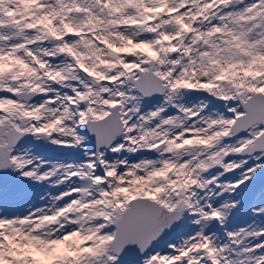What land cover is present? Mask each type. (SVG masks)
Here are the masks:
<instances>
[{
  "label": "rangeland",
  "instance_id": "1",
  "mask_svg": "<svg viewBox=\"0 0 264 264\" xmlns=\"http://www.w3.org/2000/svg\"><path fill=\"white\" fill-rule=\"evenodd\" d=\"M124 1L108 0V10L102 18H96L94 16L92 24H90V18L87 14V12H91L93 15L92 8L85 9L79 15L80 18L75 20L76 25L70 24L76 30L71 29L72 36L68 38V42L70 43L69 51L78 55L81 63L96 73L98 81L96 86L99 90L103 89L101 87L103 85L104 88L105 86L108 89L111 87L104 81L107 62L95 42V37L106 39L122 50L129 48L127 41L130 40L131 36L122 26L128 15L123 17L117 15L119 8L121 6L123 7ZM180 1H182L181 5H184L185 8L187 7V0H178L177 3L169 4L164 12L161 13L164 17L159 16L158 22H156V27H159L157 28V32L160 34L161 43H164L165 46L167 44L168 46L166 53L159 52L157 48L150 45L145 39L134 41L136 46L144 52V56L152 60V63L150 64L149 62L147 66H151L153 71L161 77L162 83L165 84L167 79L171 81L167 92L173 95L175 109H180L184 106L188 110L193 111L195 107L193 101L185 100V92L182 91V93H179L177 91L180 88L179 83L182 78H185L190 84V90L200 89L226 98L233 96V99L230 100L233 106H237L238 103L245 100L253 91L261 90L264 92V4L262 3L264 0H235L234 6L232 5L231 11L234 13V18L232 24L228 27V36L236 38L240 32H244L241 40H239L242 55L236 61L237 66L232 73H228L227 63L222 58H218L219 68L215 72L210 71L212 69L209 62L211 60L215 61L214 56L218 55L216 51L219 48L218 34L223 35L225 33L221 30L219 31L221 25L218 26L215 23L216 13L208 11L209 8L212 9L214 7L215 0H203L206 11L205 19H207V23L203 28L197 24L191 25V12L187 13L189 7L184 10L181 9ZM9 3L10 0H8V5ZM8 5L6 8H8ZM250 9H255V11L245 14L246 10ZM49 15L51 14L48 12L45 16H42L43 18L38 17V23L43 21L45 17H49ZM255 17L256 20L254 19ZM171 18L173 19L172 24L169 22ZM252 19L254 21L250 23L256 26L255 29H251L244 22L245 20L250 21ZM182 22L192 26L185 37L184 52H181L180 47H177L173 43L172 34L173 27L177 23ZM38 25V28H40L41 23ZM258 26H261L260 32H258ZM57 27L59 26H54L55 29ZM59 33H61L60 28ZM199 35L202 37V41H198L197 38ZM3 53L5 55L7 51L0 52V58ZM220 53L223 55L222 52ZM179 54L184 55L182 67L175 65L176 55ZM5 63L2 60V64L0 63V65L5 66ZM189 68H193L196 71L197 79L194 82L188 80L187 71ZM21 69L22 67L20 65H15L7 78L4 76L6 84H9L7 80L13 79L14 84L18 85L20 78L17 76ZM29 70L33 78L31 80L29 77L31 81L28 82H32V87L30 86L28 88L38 87L39 82H43L40 83L41 85L44 84L43 87H40L41 85L39 86L40 90L37 89L38 92H42L41 98L39 97L41 101L39 100V103L37 102L34 105L36 110L30 113L39 118V127L47 129L49 121L54 115L53 112H56L55 115L59 116L62 111L61 108H58V104L50 103V100L54 102L58 98V94L61 91L59 85L62 84V81L60 84L53 85L47 78L38 77L34 74L33 67H28L27 74ZM214 73L220 74L227 81L230 76L236 79L239 85L238 94L236 96L231 94L224 83L222 85L214 83L212 81ZM115 75L113 74V76ZM49 76L54 78L58 76L62 77L59 69H56L54 66L51 67ZM21 85L24 86V84ZM63 85L65 86V84ZM9 86L12 87L11 83ZM109 93V97L104 95L103 99H97V102L94 104V107H96L94 114L102 113V110L104 111L105 109V102L113 99V91ZM131 93L133 92L127 93L125 95L126 100L120 102L118 105L120 114L125 113L126 121L129 118L131 120L125 128L126 133L130 137L129 143L123 148V151L119 152L121 157H119L120 155L116 156V154L108 156L105 149H103L104 147L100 148V162L103 163L104 160L106 163H113V166H108L106 169L103 165V170L99 173V178L102 179L104 174L111 175V178L109 175V179L112 180H107V182L110 183L111 181L114 198L111 201L107 200L105 196V184L98 185L97 192L89 201L90 209L88 213L91 216L88 226L82 232L73 231L66 221L59 220L55 217V209L61 205V203H56V198L67 190L68 185L64 183L66 170L61 169L52 177H49V170L54 164H60L62 161L52 160L47 166L34 164L26 167L25 162L31 155L23 153L24 147L16 148L14 156L17 158L18 164L24 167L21 173L25 179L23 182L24 193L21 196H17L18 203L12 208V212L2 213L0 211V225L3 227V231L0 232V264H61L57 260L59 255H63L66 259V262L62 264H119L117 255L110 246V240L113 234L112 232H100L98 230V218L99 215L103 214L111 221H114V219L120 216L126 206L129 205L130 198L137 195L155 199L167 208L179 206L182 214L188 210V204L193 208L196 198H198L200 205L199 208L197 207L198 210L196 213L190 214L189 218L192 222L196 218H200L201 224L198 223V225L192 226V228H187L189 230L186 237L181 233V238H179L178 234L173 233L171 237L161 238L153 242L140 255V258L145 264H201L198 253L195 251L196 244L194 241L196 234L201 232L204 234L203 244L209 248V254L216 260V264H254L258 257L264 256V153L258 156L255 154L251 155L246 160L245 158H243L244 160H235L233 155L239 149L243 140L247 138L246 133L243 132L236 135L230 142H224L223 144L217 143L216 138L218 133L216 130L211 131L207 129L212 120H206L207 114H205L199 118L201 120L198 121V124L203 120L207 124L204 126L196 124L193 132L181 136L180 139L174 138L175 134L176 136L180 135V132L177 131L174 133V136H169L167 142L159 149L158 153L172 149L170 153H167V159L163 156H157V158L170 161L166 169L162 167L158 168L159 165L157 163L153 167L151 160L147 159V156L140 152L138 153V159L130 161L128 160L129 154L138 149L139 139L146 137L148 134L147 129H149L148 125L154 122L148 121L147 125L144 123L142 128L136 126L137 120L132 116L131 109L135 106V103L130 106L127 104L128 98H133V96L128 97ZM98 97H101L100 93ZM8 102L9 99H7ZM3 103L4 100L0 99V105H3ZM24 112H29V110H24ZM152 113L149 111L148 114H145L142 111L140 115H144L145 120H148L152 116ZM176 117L171 120L177 122L178 119ZM164 118L167 119L169 117L163 115L157 121H162ZM61 120L64 121L65 118L61 116ZM62 122L60 123L62 130L55 131L54 137L52 136V141L59 148H67L69 146L68 144L71 143L73 130L70 125L69 131L71 138L68 143L58 138L56 133L58 131L62 132L65 127V125H62ZM160 126L162 127V125ZM35 129L33 126V130ZM156 129H159V126ZM263 129L264 123L261 122L253 123L250 127L253 133H258ZM206 130L211 132L207 133ZM163 134L164 131L158 130L156 139H160ZM119 140V136L115 135V139L108 147V151L118 147ZM157 140L152 143H157ZM148 145H151V143ZM174 152H176L177 156H174ZM170 158L174 159L170 160ZM115 161H118L120 166ZM161 161H159V164ZM222 162L226 165L227 174L220 181L218 178L220 172L218 171L217 164H222ZM58 174L61 175L57 176ZM241 176L247 178V185L243 189L234 192L232 190V184ZM41 180L47 182L44 190L54 189L53 196H50L41 206L30 207L29 203L31 199L37 198L41 193L39 189L41 186L39 182ZM253 184H258L262 189L261 194L256 198L252 197L250 193V187ZM192 194L195 198L191 199ZM176 197L181 199L178 204L174 203ZM2 201L4 203L8 202L7 198H3ZM210 207L213 208V211H218L223 216V236H216L215 230L209 227L211 223L208 208ZM197 213L198 215L196 216ZM231 215L232 218L229 219ZM211 233L213 236H210ZM63 240H66L65 244ZM177 241H179L178 248L185 253V258L180 257L177 252L174 253L171 251L170 245L176 247L175 242ZM85 243H89V245L85 246ZM213 248L216 253L212 254L211 251ZM10 252L18 255L19 260L16 263L8 259V253ZM46 255L49 256L47 259H39V257L43 258ZM153 257L155 258L152 259ZM129 264L135 263L131 262Z\"/></svg>",
  "mask_w": 264,
  "mask_h": 264
},
{
  "label": "water",
  "instance_id": "2",
  "mask_svg": "<svg viewBox=\"0 0 264 264\" xmlns=\"http://www.w3.org/2000/svg\"><path fill=\"white\" fill-rule=\"evenodd\" d=\"M141 86L143 87V85ZM254 101H264V94H262L261 92H257L245 102V106L248 112L251 110L249 112L250 114L248 115H251V112L255 110L256 103ZM255 114V117H253V119H251L248 124L245 125L246 128L252 122L261 119L264 115V111L259 113L258 110H256ZM90 128L91 130H93L92 127ZM92 134L94 135L93 132ZM263 138L264 133L260 137H258L257 140ZM263 147L264 143H261L254 146L253 149H247V151H256ZM1 148H3L2 145H0V166L2 168V155L4 156V153H1ZM179 219L180 211L178 210H168L163 205L158 204L156 201L151 200L148 197L133 198L130 202L129 207L117 220L118 230L117 235L113 240L114 249L117 253L120 254H118L119 257H136L141 254L142 251L152 241L158 239L161 236L169 234L177 226ZM135 249L137 252L135 251Z\"/></svg>",
  "mask_w": 264,
  "mask_h": 264
},
{
  "label": "bare ground",
  "instance_id": "3",
  "mask_svg": "<svg viewBox=\"0 0 264 264\" xmlns=\"http://www.w3.org/2000/svg\"><path fill=\"white\" fill-rule=\"evenodd\" d=\"M134 1H136V0H134ZM141 1H147V2H149L150 3V5H151V7L150 8H152V9H158V11L160 10V13H163L164 12V10L166 9V7H167V5H169V4H172V3H177V1L178 0H154V2H152V0H151V2H150V0H141ZM229 0H226V3L228 2ZM244 1H247V0H244ZM249 1V0H248ZM129 2V1H128ZM188 2V1H187ZM7 3H8V0H0V11H3V9H1V8H6V6H7ZM25 3H26V0H20V2H19V0L17 1V0H15V1H12V0H10V4L11 5H13V4H16L17 6H18V10H17V14L20 16L21 14H24L25 13V16H22V17H20L19 18V20L21 21V22H23V23H20V22H18L19 23V25H20V27L23 29V30H25V29H27V27L29 26V23H33L34 21H32V20H28L27 19V17H26V14H27V12H24L23 10H24V7H25ZM42 3L43 2H41V7H42ZM231 3V2H230ZM264 4V3H263ZM234 6V4H231V6ZM27 6V5H26ZM187 7H188V5H186ZM230 6V7H231ZM264 6V5H263ZM44 7L46 8V5L44 4ZM187 7L186 8H184V9H187ZM7 9V8H6ZM11 9H13V8H11ZM10 9V10H11ZM13 11V10H12ZM56 11H58V10H54V12H56ZM187 11V10H186ZM208 11L209 12H215V10L214 9H211V8H209L208 9ZM13 12H15V11H13ZM29 14H31V15H34L33 13H31L30 11H29ZM80 14H82V11H79L78 13H75V16H73L72 18H68V21H69V24H72V25H76L75 23V20L76 19H79L80 18ZM117 15L119 16V17H123V16H126V15H128V9H125L124 7H120L119 8V10H118V12H117ZM45 16V15H44ZM229 14H226L222 19L226 22V20L228 21V26H227V28L226 27H222V29H221V31L222 32H225L223 35H221V37L222 38H225V44H224V46L222 47V53H223V56H225V57H227L228 56V58L230 57V60L233 62V61H238V59H239V57H240V54H241V52H240V47H239V40H241V37H242V34L244 33H242V32H240L239 33V35H237V37L236 38H232V37H230V36H228V27H229V25L230 24H232V22H233V19L232 18H229ZM61 17H62V15H61ZM43 18V17H42ZM48 19V18H47ZM248 19V18H247ZM41 20V19H40ZM50 20V19H49ZM59 20V19H58ZM42 22V21H41ZM41 22H39V23H41ZM38 23V22H37ZM38 23V24H39ZM155 25V24H154ZM153 25V27H155ZM53 36H60V33H59V28L57 27L56 29L53 27ZM72 36V35H71ZM245 37V36H244ZM8 45V41H7V39H6V37L2 34V32L0 31V52H3V50L5 49V46H7ZM242 46V45H241ZM55 47H57V48H59V49H61L62 51H63V53H65V55H64V57L63 58H66V59H64V65L66 66V68H65V71L66 72H68L69 70H70V66H71V63H72V61H73V58H70L69 57V54H68V52H67V50H63L62 49V47L60 46L59 47V45H52V47H51V49H54ZM242 55V54H241ZM2 60L4 61V56L2 57L1 56V58H0V63H2ZM230 61V62H231ZM14 66L15 65H7L6 64V66H3V68H1L0 69V76L1 77H3V82H4V85H6L11 91H17V93H18V91L20 92V90H21V84H26L25 83V81L24 80H22L20 77V81H19V84L18 85H15L14 84V81H13V79L11 80V79H9V80H7V83H11V86L12 87H10L9 86V84H6V82L4 81V76L7 78V76L11 73V71L14 69ZM71 68H72V66H71ZM110 68H115V66H112V65H110ZM4 74V75H3ZM31 80H32V78H30ZM27 82V81H26ZM68 82V78L67 79H62V84H65L66 85V83ZM28 83V82H27ZM131 84H133V83H131ZM27 85V84H26ZM42 86V85H41ZM105 89V88H104ZM106 90V89H105ZM164 90V92L166 91V88H164L163 89ZM109 90L107 89L105 92H108ZM62 94H63V92H61ZM12 100V101H11ZM9 99V102L7 103V106H5V107H9V108H11L12 109V111H13V114H16V117L15 118H19L20 116H18V114L20 113V112H24V110H36L35 108L36 107H34V105L33 104H28V103H26V102H20L19 100H16V101H14L13 99ZM45 100V99H44ZM41 101V100H40ZM43 101V100H42ZM131 101H132V103H135V104H137L138 103V99L134 96L132 99H131ZM35 102V101H34ZM44 102V101H43ZM59 104L61 105L62 104V100L60 99L59 101ZM39 103V102H38ZM37 106H38V104H37ZM42 106V105H41ZM40 106V107H41ZM162 106H164V104H162ZM30 108V109H29ZM38 108V107H37ZM95 109H96V107H94L93 106V110H92V113H91V115L89 116V119L92 121V120H94V119H96V118H99L100 117V115L102 114V115H105L106 113H108V110L106 109V110H102V113H100V114H94L95 113ZM11 118H13L12 117V115H11V117H10V120H9V123H10V125H13V126H16L15 124H13L12 123V121H11ZM176 119H179V116H177L176 117ZM219 120V119H218ZM0 123H3L2 122V120L0 119ZM177 122L176 121H169V124L171 125V127L174 125V124H176ZM62 125H65V127H64V129H63V131L62 132H59L58 131V133H56V135H57V137L58 138H60V139H63L64 140V142H69V139L71 138L70 137V120H65V121H63L62 122ZM60 126H61V124L58 126V128H57V130H62L61 128H60ZM162 127H163V125H162ZM161 126H159V128L161 129L162 128ZM98 128L100 129V131H102L103 130V128H104V123H99L98 124ZM111 128H112V126H111ZM20 129H22V130H24V131H27L28 130V127H27V125H25V126H21L20 127ZM36 130V129H35ZM34 130V131H35ZM161 131V130H160ZM166 133H170L169 131L168 132H166ZM69 145V144H68ZM67 145V146H68ZM176 151V150H175ZM177 151H178V149H177ZM171 151H167L166 153L165 152H160V153H157V156H163L164 158H168V156H167V153H170ZM174 156H177V154H176V152H174ZM158 159H160V158H154V160H158ZM165 161V160H164ZM162 162V161H161ZM160 162V163H161ZM156 162L154 161V162H152L151 163V165L154 167V165H156L155 164ZM163 169H166V167L165 168H163ZM8 170H10V167L4 172V180H6V179H8V174H7V172H8ZM11 174H12V172H11ZM93 206V205H92ZM90 219V218H89Z\"/></svg>",
  "mask_w": 264,
  "mask_h": 264
},
{
  "label": "trees",
  "instance_id": "4",
  "mask_svg": "<svg viewBox=\"0 0 264 264\" xmlns=\"http://www.w3.org/2000/svg\"><path fill=\"white\" fill-rule=\"evenodd\" d=\"M193 198H195L194 196H192ZM192 199V198H191ZM196 201V202H195ZM195 201H194V203H195V205L193 206V208H192V206H190L189 207V211H188V213L187 214H184V223H189V219H188V216H189V214H190V212H192V213H196L195 211L196 210H198V208H199V200H198V198L197 199H195ZM198 207V208H197ZM195 211H194V210ZM199 221V218H197L196 219V221L195 222H198ZM196 224V223H195ZM217 248V247H216ZM226 252V251H225ZM212 253H216V251H215V249H212ZM219 256H221V255H219ZM49 256L48 255H46V256H44L43 258H41V257H39V259H47ZM223 257V256H222Z\"/></svg>",
  "mask_w": 264,
  "mask_h": 264
}]
</instances>
